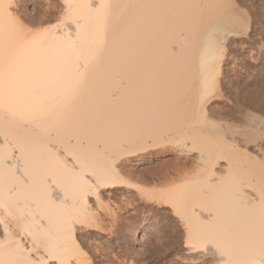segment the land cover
I'll list each match as a JSON object with an SVG mask.
<instances>
[{
  "label": "bare ground",
  "instance_id": "6f19581e",
  "mask_svg": "<svg viewBox=\"0 0 264 264\" xmlns=\"http://www.w3.org/2000/svg\"><path fill=\"white\" fill-rule=\"evenodd\" d=\"M232 1L62 0L70 21L25 38L30 2L0 0V205L12 214L0 264L49 249L67 264H124L92 230L130 218L139 243L160 213L180 228L185 264L259 257L264 119L212 117L224 40L245 28Z\"/></svg>",
  "mask_w": 264,
  "mask_h": 264
},
{
  "label": "rangeland",
  "instance_id": "374dc122",
  "mask_svg": "<svg viewBox=\"0 0 264 264\" xmlns=\"http://www.w3.org/2000/svg\"><path fill=\"white\" fill-rule=\"evenodd\" d=\"M28 1L30 2H28V12L27 14L22 12V23L17 25L15 30L20 36L28 38L43 31L57 30L61 28V24L63 25L70 21L62 0ZM233 1L236 3H233ZM233 1L231 2V7L236 10L237 16L241 17L242 25L246 29L240 30L236 37L227 36L224 40L225 48L221 58L219 88L217 89V98L211 105L215 109V115L213 114L212 117L217 122V125L223 121H221V117H225L227 124L233 127L234 124L238 127L241 125L240 128L243 129V126L247 124V119L245 120L247 115H257L264 119V106L261 103L264 101V0ZM248 124L246 126H249ZM231 126H228V129L233 128ZM174 157V153H168L161 155V158L153 163H162L165 160L172 161ZM153 163L147 161L141 163L140 166L145 168ZM120 199V192H116L113 196L114 204H119ZM142 210H146V208L144 207ZM155 210L162 211V208L155 206ZM115 211L117 215L124 213L119 208H115ZM130 212H132L131 209ZM160 216L162 217L158 224L144 220L142 225L139 226L138 230L148 226H154L155 228L154 233L149 231V233L144 235L145 237L141 240L142 242L140 241L141 243L135 242L134 238L140 232L137 231L135 235L134 225H132L133 222L131 221L133 219L130 218L124 219L118 225L116 224L115 228H113V233L108 231L100 233L99 230L93 229V237L101 242L102 246L109 249L108 255H113L111 258L116 257V259L114 258L116 261H118V258L121 260L124 258V264H175V262L177 264H185L183 262L185 260L182 258L188 255L186 254V249L182 246L183 238L179 234L181 233L180 228L170 222L171 217L169 214L160 213ZM102 217L108 224L110 221L109 217L105 215H102ZM140 217L139 220L142 219ZM127 222L131 223L130 228L126 227L128 226ZM90 250L91 248L89 252H91ZM97 258L99 259L98 256ZM186 264L189 263L186 262Z\"/></svg>",
  "mask_w": 264,
  "mask_h": 264
},
{
  "label": "snow or ice",
  "instance_id": "6c2138e0",
  "mask_svg": "<svg viewBox=\"0 0 264 264\" xmlns=\"http://www.w3.org/2000/svg\"><path fill=\"white\" fill-rule=\"evenodd\" d=\"M104 5H100V7H103ZM0 7H3L2 4H0ZM9 63H11V55H9ZM0 207L4 208V211L7 213V217L5 219H0V226H3L4 232H7L8 225L11 223V209L7 205H0ZM36 251H40L39 249H36ZM47 260H42L39 258H36L35 260L26 259V260H18L11 262V264H67L64 257L60 254L58 250L55 249H49L45 253ZM245 264H264V248L261 249V253L258 258H251L245 262Z\"/></svg>",
  "mask_w": 264,
  "mask_h": 264
}]
</instances>
